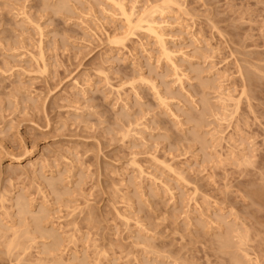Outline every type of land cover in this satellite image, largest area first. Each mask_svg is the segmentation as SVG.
<instances>
[{
    "label": "rangeland",
    "instance_id": "obj_1",
    "mask_svg": "<svg viewBox=\"0 0 264 264\" xmlns=\"http://www.w3.org/2000/svg\"><path fill=\"white\" fill-rule=\"evenodd\" d=\"M0 264H264V0H0Z\"/></svg>",
    "mask_w": 264,
    "mask_h": 264
},
{
    "label": "bare ground",
    "instance_id": "obj_2",
    "mask_svg": "<svg viewBox=\"0 0 264 264\" xmlns=\"http://www.w3.org/2000/svg\"><path fill=\"white\" fill-rule=\"evenodd\" d=\"M155 11H156V10H155ZM152 12H153V11H152ZM148 15H149V14H148ZM150 15L152 16V13H151ZM148 17H149V16H147V18H148ZM150 18H151V17H150ZM148 19H149V18H148ZM129 21H130V20H129ZM140 21H142V20H140ZM147 21H148V20H146V22H147ZM129 23H131V22H129ZM147 23H148V22H147ZM150 23H152V22L150 21ZM150 23H148V24H149V25H148V26H149L148 30H151L152 32L154 31V33H156L155 29L151 26L152 24L150 25ZM157 33H158V32H157ZM157 33H156V35H157ZM159 35H160V34H158L157 36L160 37ZM21 159H22V158H17V161H21Z\"/></svg>",
    "mask_w": 264,
    "mask_h": 264
}]
</instances>
